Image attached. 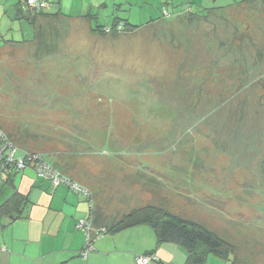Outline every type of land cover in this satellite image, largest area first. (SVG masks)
I'll return each mask as SVG.
<instances>
[{
  "label": "rangeland",
  "instance_id": "1",
  "mask_svg": "<svg viewBox=\"0 0 264 264\" xmlns=\"http://www.w3.org/2000/svg\"><path fill=\"white\" fill-rule=\"evenodd\" d=\"M128 1L73 9L92 28L136 27L66 25L45 39L51 47L3 18L0 128L16 154L39 152L87 189L107 222L161 205L235 246L205 264H264V0H206L215 10L203 18L185 0ZM22 37L24 54H4ZM134 230L140 246L153 234Z\"/></svg>",
  "mask_w": 264,
  "mask_h": 264
},
{
  "label": "crops",
  "instance_id": "2",
  "mask_svg": "<svg viewBox=\"0 0 264 264\" xmlns=\"http://www.w3.org/2000/svg\"><path fill=\"white\" fill-rule=\"evenodd\" d=\"M45 1L47 3L45 9L34 10L25 0H0V21L4 20L3 18L9 20L10 24L13 20L18 21L19 31L22 34L32 28L35 32L36 45L51 47L52 45L45 43V39L52 36L55 31L65 30L66 25H72L74 29L77 25H81L89 31H94L89 12L84 9L82 11L73 9L77 8L78 2L85 1L87 8L93 7L92 1L104 8L129 2L128 0ZM168 1L173 7L177 5V0ZM168 1L163 4L164 7L167 6ZM191 1L195 0L182 1L188 4L186 11H193L190 6ZM234 1L236 6L245 3L244 0ZM205 2L206 0H201V3L195 6L208 8ZM218 9L224 7L219 6ZM179 13L178 10L173 12L175 16ZM116 20L122 24L119 19ZM78 22L81 24H77ZM67 30L69 31L68 28ZM27 41L22 37L19 41L9 40L10 43L5 44L3 39L6 48L4 54L14 55L18 46L24 54ZM50 49L45 53H50ZM38 52L41 51H34V54ZM5 178V176L0 178V199L3 201L13 191H17L25 196L26 204L19 218L0 226V264H135L137 255L150 253L156 257L154 261L159 264L184 263L185 251L183 252L173 243L157 244L154 232L147 235L143 246L138 245L136 235L140 231L134 229L139 225L109 233L111 236H103L106 234L104 233L94 242V249L84 257L81 251L85 245V233L82 228L77 227V224L80 219H87L89 216V211L93 207L90 195L75 191L64 184L53 186L48 179L38 176L30 166L15 172L8 182Z\"/></svg>",
  "mask_w": 264,
  "mask_h": 264
},
{
  "label": "trees",
  "instance_id": "3",
  "mask_svg": "<svg viewBox=\"0 0 264 264\" xmlns=\"http://www.w3.org/2000/svg\"><path fill=\"white\" fill-rule=\"evenodd\" d=\"M244 1L245 4L251 6V4H257L259 0ZM164 10L165 9H163V11ZM214 10L215 9L212 8H205L202 10L201 14L190 11L186 14H188L190 18H203L207 16L210 11ZM118 26H120V28H118ZM104 27L99 29L95 26L92 30L100 31L101 33H113L116 32L117 29L123 31L132 29L136 26L128 22L120 24L114 19L111 27ZM53 166L62 173L56 165ZM14 173L15 172L4 175L6 177L5 180L7 182L10 181ZM25 204V196H22L17 191H13L8 198L0 202V226L7 225L19 218ZM87 218L91 226L89 241L93 245L100 233L103 235L104 233H115L137 225H148L154 232L157 244L173 243L185 251L186 257L183 264H205L206 256L210 253L225 260L232 254L234 256L236 251L235 246L206 228L204 225L183 218L161 205L145 204L132 208L129 212L112 222H107L104 214L91 207ZM101 229H104L103 233Z\"/></svg>",
  "mask_w": 264,
  "mask_h": 264
},
{
  "label": "built area",
  "instance_id": "4",
  "mask_svg": "<svg viewBox=\"0 0 264 264\" xmlns=\"http://www.w3.org/2000/svg\"><path fill=\"white\" fill-rule=\"evenodd\" d=\"M25 2L34 10H41L47 4L45 0H25ZM163 13L166 14L167 12L164 10ZM28 166L33 167L38 176L48 179L53 186L64 184L75 191L87 196L90 195L79 183L63 175L52 164L47 162L41 153L25 151L23 154H16L14 143L8 138L4 130L0 128V178L9 173L18 172ZM77 227L82 228L85 233V245L81 251V254L85 257L89 251L94 249L93 244L89 241L90 221L88 218L80 219ZM101 231L103 233L104 229H101ZM101 236L100 233L97 237ZM151 259L154 260L156 257L152 254L137 255L135 264H148Z\"/></svg>",
  "mask_w": 264,
  "mask_h": 264
}]
</instances>
